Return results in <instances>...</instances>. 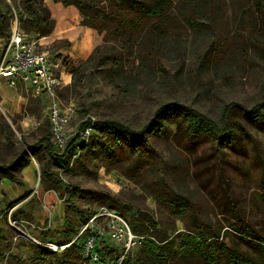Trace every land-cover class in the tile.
I'll use <instances>...</instances> for the list:
<instances>
[{
  "label": "rangeland",
  "instance_id": "374dc122",
  "mask_svg": "<svg viewBox=\"0 0 264 264\" xmlns=\"http://www.w3.org/2000/svg\"><path fill=\"white\" fill-rule=\"evenodd\" d=\"M159 28L160 38L145 28L125 46L108 37L103 42L96 31L84 27L87 53L78 58L69 55L75 38L40 39L38 51L71 59L77 66L87 61L76 93L72 86L78 77L68 70L70 82L56 92L70 129L93 118L140 130L170 102L218 122L222 108L234 103L231 125L245 134L238 131V139L227 146L203 136L189 142L166 123L157 136H145L146 148L139 141L131 144L124 137L96 133L83 147H76L67 169L51 167L63 184L60 189L42 183L36 158L46 156L42 148L37 150L29 164L34 168L31 185L24 184L23 171L17 174L23 187L6 179L0 182V264L65 260L64 250L54 251L51 245L73 241L81 229V214L89 218L101 207L124 213L128 223L137 216L158 223L157 233L166 236L163 244L172 247L163 256L165 264H201L198 256H182L189 228H196L195 233L203 230L225 249L263 260L264 242L242 231L249 229L264 240V125L248 113L264 102V5L261 0H171L169 17ZM112 51L127 56L121 78L115 81L109 78L111 62L104 60ZM46 105L40 101L41 108L32 114L0 116V165L50 133ZM146 155L153 158L161 185L190 204L183 216L158 199L162 193L153 176V160ZM68 186L75 191H67ZM167 197L168 193L162 198ZM108 198L113 199L111 204ZM67 222L74 231L68 238L62 232ZM84 238L75 243L82 246ZM139 250L132 249V261ZM219 256L218 264H225V254ZM69 264L93 263L80 256Z\"/></svg>",
  "mask_w": 264,
  "mask_h": 264
},
{
  "label": "trees",
  "instance_id": "16d2710c",
  "mask_svg": "<svg viewBox=\"0 0 264 264\" xmlns=\"http://www.w3.org/2000/svg\"><path fill=\"white\" fill-rule=\"evenodd\" d=\"M4 2V0H0ZM9 3L5 4L6 12H0V37L3 40L8 39L10 35V27L13 21H17L19 28L29 38L35 37L40 40L51 35L55 27V21L51 16L49 7L46 5L47 0H8ZM54 3L61 4L64 8L74 7L77 11V15L72 19V22L76 25L91 28L97 32V35L102 38L103 42H108V38L119 41L120 44H131V39L137 34L141 33L145 28L153 30L156 37L160 38L162 30L159 25L166 23L169 17V8L171 6V0H52ZM264 5V0H261ZM109 35V36H108ZM108 37V38H107ZM126 37L124 43L123 39ZM123 41V42H122ZM112 42L111 40L109 43ZM126 46V45H125ZM125 50V48H124ZM123 50V51H124ZM126 51V50H125ZM131 54H129L130 57ZM104 59L107 62H111L110 77L112 81L121 78V64L126 60L127 56L122 52L112 51L106 54ZM87 61H80V65H76L71 59H63V64L66 66L69 74L73 73L78 77L77 82L73 79L72 91L76 93L77 87L82 85L84 79V73L86 71L85 65ZM102 68L101 66H98ZM66 91H69L68 88ZM40 99L32 96L28 97L27 104L20 106V114L23 112L33 113L36 109H40ZM237 107V104L230 103L224 106L220 112L219 121H215L209 118L207 115L193 109L189 106L183 105L178 102H170L160 106L154 113L153 118L143 126L140 130H134L124 123L115 120H99L94 121L92 126L95 133L92 134L89 139L96 133L115 135L128 139L132 142H142L146 148H149V142L145 136H157L160 132H163L166 128V123L174 125L176 131L185 136L189 142H195L198 137L203 136L220 145L227 146L233 142L234 139H238L239 132L245 134L241 127L237 130L231 125L232 110ZM264 110V102L255 105L248 111L249 115L258 124L264 125V115L261 111ZM85 114L84 112L82 113ZM90 120L83 122L80 128H84L90 125ZM239 131V132H238ZM88 139V140H89ZM86 142H79L77 139H72L66 149L63 152H59L51 141L50 133H47L44 137L39 139L34 145L29 146L26 149L21 150L17 157L10 161L8 164L0 165V182L3 179L23 187V182L17 177V174L21 173L30 164L31 157L36 155L37 150L41 148L44 151L46 159H38L41 162V181L48 188L51 189L60 187L63 185L56 173L51 171V167L59 169H67L68 163L75 154L77 146L83 147ZM107 152H110L109 150ZM142 154V153H141ZM145 155V154H144ZM147 156V155H146ZM144 156L141 155V158ZM147 160H153L152 157L147 156ZM46 160V161H45ZM153 176L159 186V192L162 193V197L168 193L169 197L162 198L161 195L158 199H163L166 203L172 204V210L174 213H179L183 216L188 211L190 204L183 199H180L173 192L167 191L166 187L161 185L162 177L155 173L156 166L154 160L151 161ZM49 188V189H50ZM67 191H75L74 187H66ZM173 194V196H172ZM62 195H60L59 198ZM109 203L113 202V199L108 198ZM21 201V198L16 202ZM111 209V208H110ZM123 218L124 213H119ZM88 218L83 214L80 216L81 224L85 223ZM132 232L138 236H146V240L143 246L140 248L139 255L135 261L130 259V256L126 260V264H165L164 254L169 255L172 247L168 244H163L166 236L161 233H157L156 225L152 219H145L142 216L130 217L128 223ZM193 230V231H192ZM189 234L185 235L183 251V258L198 256L201 264H218L220 259L219 253L222 252L226 256L225 264H264L263 260L254 259L251 257L243 256L231 249H225L221 246L220 241L213 239V237H207L203 233L196 231V228L187 229ZM63 234H66L68 238L74 231L70 222H67L62 230ZM243 235H247L256 241L263 243L262 237L256 236L251 230L245 229L242 231ZM71 239L62 241L58 246L69 244ZM50 250V249H48ZM44 251V250H43ZM51 253V251L45 252ZM44 255V253H40ZM111 259V253L106 254ZM64 259L57 264H69L70 259L75 257H82V248L77 243H73L69 248L64 249Z\"/></svg>",
  "mask_w": 264,
  "mask_h": 264
},
{
  "label": "built area",
  "instance_id": "2783aa9c",
  "mask_svg": "<svg viewBox=\"0 0 264 264\" xmlns=\"http://www.w3.org/2000/svg\"><path fill=\"white\" fill-rule=\"evenodd\" d=\"M38 42V39L25 35L17 21H13L10 35L0 47V79H4L11 88L28 90L34 98L47 102L45 110L51 141L59 152H63L72 139L86 142L95 133L92 126L94 119L90 118L91 124L84 128L70 129L68 117L56 95L57 90L66 85V66L62 57L38 51ZM83 235L82 256L93 264H126L132 249H140L147 238L135 235L119 213L101 207L97 214L90 215L72 242L51 247L54 251L64 250ZM109 252L111 259L106 255Z\"/></svg>",
  "mask_w": 264,
  "mask_h": 264
},
{
  "label": "crops",
  "instance_id": "0c3cea01",
  "mask_svg": "<svg viewBox=\"0 0 264 264\" xmlns=\"http://www.w3.org/2000/svg\"><path fill=\"white\" fill-rule=\"evenodd\" d=\"M8 3V0H4V2L0 1L1 13L6 12L5 4ZM46 5L49 7L51 16L55 21L54 30L47 38H75L72 41L71 53L69 55L74 58L84 57L87 53V34L83 31L84 27L72 22V19L77 15L76 9L74 7L64 8L61 4L54 3L52 0H47ZM3 42L4 40L0 37V47ZM64 80L66 83L70 82V76L66 75ZM29 96H32L30 91L20 87L11 88L4 79H0V116L8 119L9 117L19 115V107L27 104ZM33 172L34 168L31 165L23 170L25 185L32 184Z\"/></svg>",
  "mask_w": 264,
  "mask_h": 264
}]
</instances>
